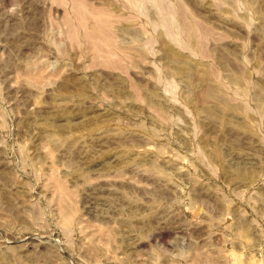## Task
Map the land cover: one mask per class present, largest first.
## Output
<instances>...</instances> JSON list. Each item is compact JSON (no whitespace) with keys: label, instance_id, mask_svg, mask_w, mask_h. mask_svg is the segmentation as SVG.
Wrapping results in <instances>:
<instances>
[{"label":"rangeland","instance_id":"374dc122","mask_svg":"<svg viewBox=\"0 0 264 264\" xmlns=\"http://www.w3.org/2000/svg\"><path fill=\"white\" fill-rule=\"evenodd\" d=\"M262 16L0 0V264H264Z\"/></svg>","mask_w":264,"mask_h":264},{"label":"bare ground","instance_id":"6f19581e","mask_svg":"<svg viewBox=\"0 0 264 264\" xmlns=\"http://www.w3.org/2000/svg\"><path fill=\"white\" fill-rule=\"evenodd\" d=\"M67 18H69V17H67ZM70 19V18H69ZM68 19V20H69ZM172 23L173 22H171V21H169V22H167L166 24L167 25H169V26H171L172 25ZM197 25L195 26V25H193V24H190V25H184V28H183V30L185 31V32H187V33H189V34H192V35H194V36H196V33L198 32L197 31ZM262 27L264 28V16H262ZM70 31V30H69ZM86 33V32H85ZM89 30H88V33H87V35L89 36ZM176 56V55H175ZM177 57H179V58H177ZM177 57H175L176 58V62H175V65H176V71L177 72H179V73H181V74H183L185 77H186V79L188 80V83L190 84V85H192V84H194L193 83V81H192V77H191V75H190V69H189V67L187 66V61H185L184 59H181L180 58V56L179 55H177ZM173 58V57H172ZM174 59V58H173ZM245 106L243 105V108H244ZM207 109V110H206ZM206 111H207V113L209 112L210 113V115H214V111H213V109L211 108V107H206ZM208 113V114H209ZM65 220H67V222H70V219H68L67 217L65 218ZM239 221H240V223H239ZM238 221V223L237 224H235V225H237V230H238V233L240 234V233H242L241 235H243V234H246L245 236L247 237L248 235H247V233H248V224H247V222H245V221H243V220H239ZM242 221V222H241ZM234 226V225H233ZM235 229V228H234ZM237 230L235 229V232H237ZM235 232H234V234H235ZM233 234V233H232ZM237 237L239 236V235H236ZM244 238V237H243Z\"/></svg>","mask_w":264,"mask_h":264}]
</instances>
